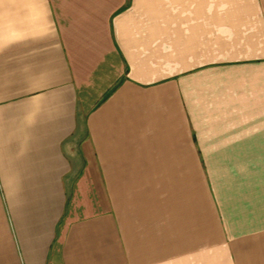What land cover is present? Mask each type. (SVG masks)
I'll return each mask as SVG.
<instances>
[{
	"label": "crops",
	"instance_id": "0c3cea01",
	"mask_svg": "<svg viewBox=\"0 0 264 264\" xmlns=\"http://www.w3.org/2000/svg\"><path fill=\"white\" fill-rule=\"evenodd\" d=\"M0 264H264V0H0Z\"/></svg>",
	"mask_w": 264,
	"mask_h": 264
}]
</instances>
